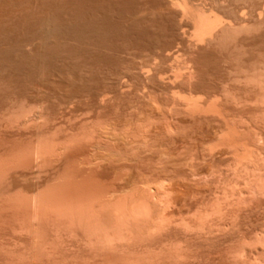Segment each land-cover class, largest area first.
<instances>
[{
	"label": "rangeland",
	"instance_id": "1",
	"mask_svg": "<svg viewBox=\"0 0 264 264\" xmlns=\"http://www.w3.org/2000/svg\"><path fill=\"white\" fill-rule=\"evenodd\" d=\"M10 1L0 0V264H264V185H262L264 182H259L261 185H256L260 188V191L258 189L257 193H254L253 188H249V190L246 188L247 186L251 187V184L242 180L239 182L240 178L237 180L232 179V181L236 180L239 183L238 187L234 186L233 189H230L232 191L228 190L231 182L229 168H224L227 169L224 170L223 163L219 164L227 157V151L221 153L222 149L225 150L224 147H217L221 152L217 151L218 149L213 152V154L217 152L219 154L216 158L217 154L214 155L216 161L222 160L218 161V167L221 171L219 172L218 168H214V170L212 168L215 175L212 174L221 179L223 174H227L224 171L229 172V175L223 176L227 182L229 181V186L223 189L224 193L231 192L232 195L227 194V197H232L231 201H234V204L231 201H228L229 204H227L228 202L224 200L227 199V197L224 198L226 194L223 196V200H219L221 198L218 197L220 195L219 191L223 195V190H216L218 187L215 190L218 191L219 195L215 196H217V199L219 198L218 201L221 203L217 200L213 202L216 197L210 195L209 191L212 193V186L216 183L212 184V174L208 173L210 166H207L209 160H205L206 158L204 161H208L205 162L207 167L204 166L203 162L202 168H198L201 173L204 172L201 178H196L198 181L200 179L199 186L192 183L191 188L183 187L176 189V192L174 190L170 192L169 198L172 199L170 200H175V204L173 203L174 208L171 207L172 202L169 201L170 205L166 204L168 198H165V200L156 195V198H159L157 202L158 198H154L155 194L153 195L155 191H151L152 194L149 192V196L146 193L148 191H144L143 193H146V196L143 194L145 196L143 197L142 192H140L141 189L136 187L137 190H135L132 185L134 181L141 183L146 178L144 176H148L147 172L143 176L141 174L146 169L152 171L153 169L149 170V168L156 167V165H159V167H156L159 172L161 170L165 171V173L163 171L164 174L161 173L162 171L159 174L156 173L158 177L173 180V175L178 174L175 172L177 169L179 172H186L189 169L187 165L183 167L187 169L186 171L185 169L180 171V167L175 169L177 164L174 160L182 153L188 154L190 151V154L197 155L202 150L201 147L206 149L205 152L208 153V144L213 142L215 145L216 135H218L216 129L218 123L215 127H213L214 123H210L211 130L207 123V125L202 123V126L197 124L196 126H200V129L194 128L195 124H191L189 125V127L191 126L190 129L187 127L191 133L188 134L187 132L186 134V130L184 134L187 136H181L180 133L181 138L178 134L174 136L173 133H169L170 135L167 136L166 133H163V131L170 130H166L163 126L168 128L170 122H173V114L176 111L180 112L178 110L183 103L181 102L183 100L180 101L181 96L184 100L198 99L199 101L200 99L203 102L208 100L205 96L208 94L210 97H208V101H213L216 97L218 98L222 88L231 96H240L249 101V98L253 99L255 91H251L250 88L249 92L244 86L246 91L239 84L242 82L241 78L251 77V75H253V78L254 75H256L255 78H258L261 73L264 74V71H262V69L264 70V0H220L222 4H219L220 1L216 0L218 6L215 0H172L173 2L171 0H108L109 2L106 0H53V3L51 0H13L12 3ZM168 2H172L173 7H170L171 3ZM115 3L117 4L115 5ZM173 4H175V7ZM24 5L28 6L25 7ZM106 7L108 8L106 9ZM181 7L183 9L187 7V10L184 9L187 11H185V16H182ZM64 8L70 10H64ZM260 8H262L263 14L260 13L261 17L260 14L257 15L261 11ZM35 11L37 13H34ZM59 11L61 14L62 12L65 14L61 15ZM24 12L29 13H26L27 18ZM66 13L71 15L74 13V16L69 14L66 16ZM75 14L81 15L76 16ZM49 17L57 20V24L65 20L66 24L64 22L62 24L71 25L72 23L70 29L74 31L71 30L73 31L72 34L67 32L68 35L65 36V40L60 38L58 42L57 38L54 39L55 41H51L52 38L49 40L51 43L44 42L46 45H42V47L41 43L43 44V42L36 40L41 36V32H45L44 28H42L43 30L40 29L39 19ZM199 17L208 22L217 20V23L220 21L221 23L227 22L228 19L232 20L233 17L236 19V21L234 20L236 26L240 24V27L249 25L247 28L248 30L250 28L249 34L246 33L247 29H244L245 31L242 30L238 33L240 34L238 37H233L234 40H229L230 44L227 41L228 44L224 43L223 45L222 43L221 46L223 47L216 48L209 45L201 47V49L199 45L196 44V47L194 44L198 32L202 28L196 23V19ZM69 19H71V23ZM238 20L241 22L239 23ZM259 21L260 23H258ZM251 27L254 30H251ZM38 29L42 31L39 33ZM243 32L244 35L246 34L245 36ZM196 33L198 34L196 35ZM38 35L40 36L38 37ZM31 36H33L32 39ZM227 45L230 46L226 47ZM156 52H159V56ZM167 53L172 56H167ZM190 74L193 76H190ZM176 75L181 77L178 78V83L173 78ZM185 76H188L187 80ZM236 79L241 80V82L239 80L235 81ZM180 81L182 83H179ZM211 95L215 97H211ZM246 96L249 98L247 99ZM173 97L177 99L175 100ZM170 99L172 102L168 101ZM243 99L242 101H244ZM173 100H175V104ZM246 102L245 105L248 104V101ZM161 103L162 105H160ZM252 104L250 102L247 105L251 109L249 110L250 113L245 112L248 108L247 110L245 108V111L242 106L239 108L247 114L246 118L248 120H251L249 116L256 119L263 114L262 106L259 108L258 105L259 110H257L255 105ZM177 105L179 108L176 107ZM238 107L240 106L238 105ZM233 108L238 110L237 106H232L230 114H233V112L236 114L239 111L235 112L232 110ZM165 109H171L170 112L175 110L172 112L173 114L171 113L173 116L171 114L169 116L170 112ZM240 112L241 110L238 113ZM255 114L256 116H254ZM236 115L233 116L236 117ZM241 116L243 117L241 121L246 120L243 114ZM238 117L236 118L239 119ZM158 118L160 119L158 120ZM147 119H150L149 126L147 125ZM185 120L187 121V119ZM186 121H182L183 127L185 124H189ZM248 122L251 125L252 121ZM254 123H256V120H253L252 125ZM213 128L216 129V134L213 132ZM193 133L195 136H193ZM187 137L189 138L187 139ZM141 141H143V144L140 143ZM151 141L156 143L154 144ZM150 143H153L154 146ZM211 144L210 146H212ZM186 145L189 148H185ZM150 148L151 150H149ZM161 148L162 151H160ZM196 148L198 149L196 150ZM132 151L135 155L136 151L140 153L136 155L139 159L134 157ZM150 151L153 153H151L152 155H150ZM145 156L147 159L144 158ZM140 160L144 161L140 164L137 162ZM147 160L151 162L152 166H149L150 163L148 164ZM143 163L146 164L145 168L142 167L144 166ZM263 163L258 169H263ZM138 164L142 166L140 167ZM119 166H122V169ZM134 166L136 167L134 168ZM137 166L142 169L140 170ZM206 168H209V170ZM263 170H258L261 173L256 174L257 171L256 176L264 175ZM199 171L198 173H200ZM151 173L147 178L150 176L152 178L156 177L155 172L152 174L153 176ZM209 174L211 175L209 176ZM137 175L140 177L139 180L138 178L135 180L138 177ZM142 177L144 178L141 179ZM228 177L229 179H227ZM259 177L262 178V175ZM132 178L134 179L133 182ZM225 178L223 179L224 182L226 181ZM202 179L204 183L201 184ZM204 180H207L209 188L206 185L204 186L206 184ZM213 180L217 181L215 177ZM194 181H196V184L198 183L197 180ZM219 182H222L219 185L220 187H225L223 181ZM242 182L246 184L244 185L246 187H243ZM210 183L212 185H208ZM234 184L236 183L233 182L232 185ZM108 185L110 189L113 187L112 190L109 189ZM204 188L205 193L203 192L205 191ZM210 188L212 189L210 190ZM245 188L246 190H244ZM192 189H196L195 192L197 193ZM186 193L189 199L186 198ZM243 194L245 195L244 198ZM252 194L254 195L252 196ZM178 195L179 197H177ZM190 195L192 196L190 197ZM201 196L204 197L200 198ZM209 196L214 197L211 202L219 203L220 207L223 205L222 208H224L225 214L229 207L233 209V212H238L236 216L229 209L236 217L232 214V216H228L230 212L227 213L228 215H224L227 217H223V209L221 213L218 208L222 215L221 219L219 218L220 215L218 217L220 221H216L213 218H216L217 215L213 211L212 214L216 217L212 215L213 218H209L215 220L211 223L219 222L221 225L217 223L218 226H216L215 223L212 226L210 223V226L208 221V224L204 223L210 226V228L207 227L211 230L206 228L205 224L203 227L200 225L199 228L200 230L206 228L203 231L209 233L213 231L210 236L202 230L198 233V226H193L195 217L192 216L194 214L193 209L198 206V203L203 202H200V200L205 199L206 201H204L207 204V201L211 200ZM239 196L240 199L243 198L241 200L244 203L238 200L237 197ZM136 197H141L143 201L147 198L146 202L153 203V209H151L153 211L156 209L158 212L155 217L156 212L153 213L151 210L154 215L150 212V216H153L149 217L151 219L150 223L152 219L155 222H152V225L149 223L145 229L154 230L153 226H157L158 215L163 214L162 217L165 218L171 213L172 208L171 216L173 217L171 218L169 215L167 217L173 219V222L168 221L169 226L166 223V228L163 226L165 229L162 228L163 230H159V232L155 231V233H152L153 235L150 232L145 233V229L143 232L139 230L142 233L136 231L139 236L142 234L141 238L136 237L138 235L132 231L137 230V228H133L131 224L123 221L129 219L130 215L129 217L125 216H128L127 214L131 211H129L130 207L139 203L138 200L141 198L136 199ZM132 199L134 201L130 202ZM178 199H181L182 202L180 201V203ZM123 200L128 203L125 207L123 206L125 205ZM211 202L207 204L209 207H212ZM230 202L233 205H230ZM149 203L147 204L149 205ZM182 203L186 207L182 206ZM205 203L200 204L204 211L206 207L208 208ZM239 203H242L243 206L241 205V207ZM235 204H237L238 209L241 207L243 210L240 208L241 211H238ZM225 206L229 207L225 208ZM122 207H124L123 210L129 207L128 210L126 208L128 213H125V216L122 215L124 219L120 216L121 213L116 210H114L116 212L114 214L115 222L106 216L108 209L114 208L120 211L119 208ZM202 208H198L196 211L200 210L201 212L203 211ZM135 209L138 210V206ZM162 210L163 213H161ZM164 210L167 213L165 215ZM138 211H132L131 215H135V213L138 215ZM133 212L135 213L133 214ZM116 215L121 218L119 217L118 220ZM174 216L179 221L185 222L188 220L185 225L189 224V228L193 229L194 232L197 229L198 232L196 231V233L198 235L193 231L192 233L191 229L187 230L188 226L185 227L187 229L184 232L190 231L191 237L188 232L182 233L183 230L181 231L178 228L180 223L173 224ZM131 218L135 219L136 217ZM163 219L161 220L160 216L161 223L160 220L157 223L163 225ZM170 223L171 225H178V229L174 226L173 228ZM226 223L228 226H226ZM117 224L122 225V229L125 228L123 224L130 225L129 228L133 230L130 231V229L128 232V227L125 230L129 235L131 232V236L128 237L125 231L115 226ZM222 224L224 225L222 226ZM150 225L152 228H149ZM114 226L118 230L116 232L119 233V230H121L125 236L122 237L123 234L121 233L115 234L113 230L116 228ZM214 226L218 228H214ZM110 227L115 229L110 230ZM152 230L150 231L153 232ZM112 231L114 234L111 233ZM148 233L151 236L146 237L145 234L148 235ZM194 237H196V240ZM134 238L135 240H133ZM227 246L232 248L229 249Z\"/></svg>",
	"mask_w": 264,
	"mask_h": 264
},
{
	"label": "bare ground",
	"instance_id": "2",
	"mask_svg": "<svg viewBox=\"0 0 264 264\" xmlns=\"http://www.w3.org/2000/svg\"><path fill=\"white\" fill-rule=\"evenodd\" d=\"M8 1H10V0H8ZM12 1L13 0H11L10 2L12 3ZM23 1V0H22ZM40 1V0H39ZM43 1V0H42ZM46 1V0H45ZM50 1V0H49ZM53 0H51V2H52ZM57 1V0H56ZM55 1V2H56ZM60 1V0H59ZM85 1V0H84ZM106 1H108V0H106ZM172 1V0H171ZM214 1V0H213ZM216 1V0H215ZM220 0H218V2H219ZM247 1V0H246ZM14 2V1H13ZM32 2V1H31ZM30 2V3H31ZM48 2V1H47ZM98 2V1H97ZM109 2V1H108ZM118 2V1H117ZM121 2V1H120ZM127 2V1H126ZM173 2V1H172ZM172 2H168V3H171L170 4V7H173L172 6ZM218 2L216 1L215 3H216V5L218 4ZM19 3V2H18ZM17 3V4H18ZM21 4H22V2H20ZM38 3V2H37ZM50 3V2H49ZM53 3V2H52ZM69 3V2H68ZM68 3H67V5H68ZM102 3H104V2H102ZM157 3V2H156ZM14 4V3H13ZM12 4V5H13ZM16 4V5H17ZM24 4V3H23ZM34 4V3H33ZM35 4H36V1H35ZM34 4V5H35ZM39 4V3H38ZM58 4H60V3H58ZM73 4V3H72ZM117 3H115V5H116ZM219 4H222L221 3V1L219 2ZM218 4V5H219ZM11 5V4H10ZM15 5V4H14ZM26 5V4H25ZM24 5V6H25ZM42 5H43V3H42ZM46 5V4H45ZM52 5V4H51ZM56 5H57V3H56ZM64 5V4H63ZM62 5V6H63ZM100 5V4H99ZM111 5V4H110ZM120 5V4H119ZM128 5V4H127ZM161 5V4H160ZM174 5V7H175V4H173ZM217 5V6H218ZM28 6V5H27ZM27 6H25V7H27ZM36 6V5H35ZM47 6V5H46ZM58 6V5H57ZM98 6V5H97ZM102 6H104V5H102ZM107 6H108V4H107ZM132 6V5H131ZM154 6V5H153ZM20 7V6H19ZM22 7V6H21ZM51 7V6H50ZM67 7V6H66ZM88 7H89V5H88ZM109 7V6H108ZM108 7H106V9L108 8ZM116 7V6H115ZM118 7V6H117ZM169 7V8H170ZM177 7V6H176ZM223 7V6H222ZM262 7V6H261ZM17 8H18V6H17ZM29 8V7H28ZM49 8V7H48ZM58 8V7H57ZM60 8V7H59ZM69 8H71V7H69ZM84 8V7H83ZM91 8V7H90ZM94 8H95V6H94ZM99 8H100V6H99ZM104 8V7H103ZM110 8H112L111 6H110ZM182 8V7H181ZM263 8H264V5H263ZM23 9V8H22ZM26 9V8H25ZM41 9V8H40ZM62 9V8H61ZM67 8H64V10H66ZM114 9V8H113ZM112 9V10H113ZM184 9H186L187 10V7L185 8L184 7ZM183 8L181 9V13L183 14H181L182 16H185L186 14H185V11L186 10H184ZM262 8H260V10H261ZM24 10V9H23ZM35 10V9H34ZM46 10V9H45ZM52 10H53V8H52ZM51 10V11H52ZM56 10V9H55ZM55 10H54V12H55ZM59 10V9H58ZM67 10H70V9H67ZM75 10V9H74ZM78 10V9H77ZM99 10V9H98ZM101 10V9H100ZM122 10V9H121ZM126 10V9H125ZM14 11H16L15 9H14ZM18 11V10H17ZM22 11V10H21ZM32 11V10H31ZM39 11V10H38ZM49 11V10H48ZM60 11H62V10H60ZM60 11H59V13H60ZM79 11V10H78ZM109 11V10H108ZM110 11H111V9H110ZM258 11H259V9H258ZM30 12V11H29ZM40 12V11H39ZM68 12V11H67ZM71 12V11H70ZM94 12V11H93ZM187 12V11H186ZM252 12V11H251ZM22 13V12H21ZM25 13V12H24ZM26 13H28V12H26ZM25 13V14H26ZM31 13V12H30ZM34 13H37L36 11L34 12ZM58 13V12H57ZM63 13L64 12H62V14L61 15H63ZM78 13V12H77ZM80 13V12H79ZM110 13V12H109ZM112 13H113V11H112ZM119 13V12H118ZM123 13V12H122ZM250 13V12H249ZM262 14V10L257 14V15H259V14ZM23 14V13H22ZM21 14V15H22ZM29 14V13H28ZM47 14H48V12H47ZM54 14V13H53ZM65 14V13H64ZM67 14H69L70 16H74V13L71 15L70 13H66V16H68ZM82 14V13H81ZM81 14H77V15H81ZM93 14V13H92ZM95 14V13H94ZM251 14V13H250ZM259 15L260 17L263 15ZM20 15V14H19ZM24 15V14H23ZM35 15V14H34ZM51 15V14H50ZM59 15V14H58ZM76 15V14H75ZM76 15V16H77ZM16 16V15H15ZM30 16V15H29ZM33 16V15H32ZM38 16V15H37ZM42 16V15H41ZM45 16V15H44ZM47 16V15H46ZM55 16V15H54ZM75 16V17H76ZM83 16V15H82ZM233 16V15H232ZM13 17V16H12ZM19 17V16H18ZM35 17H36V15H35ZM74 17V18H75ZM167 17V16H166ZM252 17V16H251ZM21 18V17H20ZM22 18H23V16H22ZM26 18H27V14H26ZM33 18H34V16H33ZM50 18H51V20H50ZM53 17H49V18H44V19H39L40 20V22H39V20H38V18H37V20H38V22H39V25L41 26V28L40 29H42V28H44L45 29V32L43 33V32H41L42 30H40V29H38L39 31V33L41 34V36L40 35H38V39H36L37 41L39 40V41H41V42H43V44L41 43V46L43 45H46V43L44 44V42H48V43H51V41H55L54 39H57L58 38V42H59V40H60V38H66L65 36H67L68 35V33L67 32H69V34L71 33L72 34V32L74 31L73 29H70V27L73 25L71 22V19H69V22L71 23V25L70 24H67V25H64V24H62L63 22L65 23L66 22V20L65 21H61V19H60V21H61V23L60 22H58L59 24H57V20H55V19H52ZM58 18V17H57ZM59 18H61L60 17V15H59ZM58 18V19H59ZM86 18V17H85ZM111 18V17H110ZM6 19V18H5ZM63 19V18H62ZM65 19H68V18H65ZM72 19H73V17H72ZM75 19H78V18H75ZM80 19V18H79ZM137 19V18H136ZM227 19H228V17H227ZM227 19H226V21H227ZM12 20V19H11ZM11 20H9V21H11ZM16 20H18V19H16ZM20 20V19H19ZM111 20V19H110ZM236 21V19L235 18H233L232 17V20H230V19H228V21L227 22H222L221 23V21L219 22V23H217L216 21H211V22H208V21H205L204 19H202L201 17H199V18H197L196 19V23H197V25H199V26H202V28L200 29V31L198 32V33H196V35L198 34V36H197V39H196V42L194 43L195 45L197 44V45H199L200 46V48L201 47H204V46H209V45H211V46H215L216 48H218V47H223V46H221L222 45V43H223V45H224V43L225 44H228L229 43V40L231 41V39H233V37L234 38H236L235 36H237L238 37V35H240V34H238V33H240V31H242V30H246L248 27H249V25H245V26H241L240 27V25L239 26H236V24H234L235 23V21ZM73 21H75V20H73ZM239 21V20H238ZM246 21V20H245ZM262 21H263V19H262ZM5 22V21H4ZM12 22V21H11ZM21 22V21H20ZM31 22V21H30ZM37 22V23H38ZM68 21H67V23H69ZM93 22V21H92ZM241 21H239V23H240ZM247 22V21H246ZM9 23V22H8ZM22 23V22H21ZM20 23V24H21ZM32 23V22H31ZM37 23H35V24H37ZM73 23H75V22H73ZM94 23V22H93ZM111 23V22H110ZM243 23V22H242ZM258 23H260V21L258 22ZM262 23V22H261ZM0 24H1V22H0ZM13 24V23H12ZM24 24H26V23H24ZM66 24V23H65ZM195 24V23H194ZM32 25H33V23H32ZM237 25H238V23H237ZM260 25V24H259ZM6 26V25H5ZM9 26V25H8ZM10 26H12V25H10ZM16 26V25H15ZM23 26H25V25H23ZM76 26V25H75ZM251 26H252V24H251ZM29 27H30V25H29ZM81 27V26H80ZM253 27V26H252ZM251 27V28H252ZM31 28V27H30ZM76 28V27H75ZM24 29V28H23ZM27 29V28H26ZM33 29H35V28H33ZM70 29V31H68ZM77 29V28H76ZM81 29H82V27H81ZM9 30V29H8ZM36 30H37V28H36ZM71 30H73V31H71ZM80 30V29H79ZM244 30V31H245ZM249 30H250V28H249ZM249 30L247 29L246 30V33L247 34H249L248 32H249ZM251 30H254L253 28L251 29ZM3 31V30H2ZM7 31V30H6ZM26 31V30H25ZM81 31V30H80ZM77 32V31H76ZM31 33V32H30ZM35 33V32H34ZM37 33V32H36ZM242 33V32H241ZM250 33H251V31H250ZM27 34V33H26ZM33 34V33H32ZM74 34V33H73ZM237 34V35H236ZM35 35V34H34ZM195 35V34H194ZM243 35H244V32H243ZM246 35V34H245ZM244 35V36H245ZM25 37V36H24ZM32 37L33 36H31V39H32ZM36 37V36H35ZM69 37V36H68ZM190 37V36H189ZM189 37H188V39H189ZM192 37V36H191ZM195 37V36H194ZM240 37V36H239ZM5 38H7V37H5ZM16 38V37H15ZM53 38V39H52ZM17 39V38H16ZM25 39V38H24ZM52 39V40H51ZM68 39V38H67ZM187 39V40H188ZM193 39V38H192ZM192 39H190V40H192ZM239 39V38H238ZM237 39V40H238ZM27 40V39H26ZM25 40V41H26ZM49 40H51V41H49ZM65 40V39H64ZM195 40V39H194ZM234 40V39H233ZM30 41V40H29ZM228 41V43H226ZM241 41V40H240ZM243 41V40H242ZM36 42V41H35ZM61 42V41H60ZM194 42V41H193ZM236 42V41H235ZM234 42V43H235ZM26 43V42H25ZM47 43V44H48ZM54 43V42H53ZM40 44V43H39ZM194 44H193V46H194ZM230 44V43H229ZM231 44H233V43H231ZM18 45H20V44H18ZM21 45H22V43H21ZM197 45H196V47H197ZM234 45V44H233ZM42 46V47H43ZM193 46H192V48H193ZM230 46V45H229ZM228 45L226 46V47H229ZM191 47V46H190ZM195 47V46H194ZM9 48V47H8ZM8 48H7V50H8ZM40 48V47H39ZM38 48V49H39ZM160 48V47H159ZM199 48V49H200ZM214 48V47H213ZM5 49V48H4ZM13 49V48H12ZM11 49V50H12ZM42 49V48H41ZM195 49V48H194ZM202 49V48H201ZM206 49V48H205ZM215 49V48H214ZM225 49V48H224ZM3 50V49H2ZM40 50V49H39ZM196 50V49H195ZM204 50V49H203ZM221 50V49H220ZM222 50H223V48H222ZM221 50V51H222ZM13 51V50H12ZM162 51V50H161ZM226 51H228L227 49H226ZM8 52V51H7ZM164 52V51H163ZM199 52H201V50H199ZM157 53V52H156ZM159 53V52H158ZM157 53V54H158ZM3 54V53H2ZM9 54V53H8ZM12 54V53H11ZM168 54V53H167ZM173 54V53H172ZM3 55H5V54H3ZM7 55V54H6ZM155 55V54H154ZM164 55V54H163ZM166 55V54H165ZM171 55V54H170ZM169 54L167 55V56H170ZM174 55V54H173ZM158 56H159V54H158ZM157 56V57H158ZM172 56V55H171ZM3 57V56H2ZM29 57V56H28ZM31 57V56H30ZM150 57V56H149ZM155 57V56H154ZM174 57V56H173ZM173 59V58H172ZM3 60V59H2ZM6 60H7V58H6ZM144 60V59H143ZM142 60V61H143ZM138 64V63H137ZM147 67V66H146ZM145 68V67H144ZM150 68V67H149ZM142 69H143V67H142ZM143 70H145V69H143ZM142 70V71H143ZM146 70H148V69H146ZM150 70V69H149ZM154 70V69H153ZM262 71H264L263 69H262ZM261 71V72H262ZM153 72V71H152ZM260 72V71H259ZM64 73H65V71H64ZM69 73V72H68ZM143 73V72H142ZM157 73V72H156ZM264 73V72H263ZM145 74V73H144ZM192 74H194V73H192ZM192 74H190V76L192 75ZM178 75V74H177ZM175 76V77H173V78H177L176 80L174 79V81H177V83H178V78L180 79L181 77V74H180V76L178 77V76ZM186 75V74H185ZM189 75V74H188ZM260 75V74H259ZM258 75V76H259ZM264 74H262L261 73V75L258 77V78H255V76L256 75H254V78H253V75H251V77H247V78H244V79H242L241 78V80H242V82H241V80H239V79H236L235 81H237V80H239L240 82H241V84H239L241 87L243 86V89L244 90H246V88L248 89V91L250 90V88H251V91L252 90H254L255 91V93L254 92H251V93H254V96H253V99H251V98H249V97H247V99L249 98L250 99V101L249 100H246V99H243V97L241 98L240 96V98L239 97H234V95H230V93H226V91H223L222 90V88L220 89V91L221 92H219V94H218V98L216 97L213 101H208L209 100V95L207 94V95H205L206 97H207V99L208 100H206V101H203V102H201V100L199 99V101H198V99L197 100H194V99H189V100H184L183 99V97L181 96V98L182 99H180V101L181 100H183V101H181V102H183L182 103V105H181V108L178 110V111H180V112H175L174 114L172 113V112H174V111H172V112H170V110H166V111H169L170 113H169V116H170V114L173 116L172 118H174V119H172L173 120V122H170V124L168 125L169 127L167 128V127H164L163 126V128H165L166 130L167 129H170V130H167L166 132H164L163 131V133H166L167 134V136H169L170 134L169 133H173L174 134V136L175 135H177L178 134V136L180 137V133H181V136L182 135H186L187 134V132H188V134L189 133H191L189 130H188V128L187 127H189V125H191V124H195L194 125V128L196 127V128H199L200 126H196L197 124L198 125H201L202 123H207V124H209V125H207V126H209L210 127V123L211 124H213L214 126L213 127H215V125H216V123H218L217 124V133H218V135H216V143H215V145L213 144V142H212V140H211V142H212V144L211 143H209L208 145L206 144V146H208V148H207V151H208V153H206L205 152V150L206 149H203L202 147H201V149L202 150H200L198 153H197V155L196 154H190V151H189V153L188 154H186V153H182L177 159H175L174 160V162L177 164V167L175 168V169H177V168H179L180 167V171H181V169L183 170V169H185V168H183V167H185L184 165H187V167H189V169H188V171H186L187 169H185V171L186 172H179L178 171V169L175 171L176 173H178V174H172L174 177H173V180L172 179H170V178H165L164 176H166V175H164L163 177L164 178H160V177H158V175L157 174H159L161 171V173H163V171L164 170H161L160 172L156 169V167H159V165L157 166L156 165V167H154V166H152L151 165V159H150V157H149V159H150V161L148 162V160H147V163L149 164V166H152L151 168H149V170L150 169H153V170H156V171H154L155 172V178H152L151 176L149 177V178H147L148 176H149V174H150V172H152L151 173V175L154 173L153 172V170L152 171H147V169L141 174V176H143V175H145L146 174V172H147V174H148V176L146 175V176H144V177H146V178H144V177H142L141 179H143L142 181H141V183H137V182H135L134 181V184H132L133 185V189L135 188V190H137L136 189V187H138L139 189H141L140 190V192H142V196H143V192L145 191H148V192H146L147 193V196H149V194L151 193L152 194V192H154L153 193V195L155 194V197L154 198H156V195L158 196V197H161V199L162 198H168L167 199V202H166V204L168 205H170V203L172 204L171 205V207H173L174 206V199H173V201H171L172 199L171 198H169L170 197V192H172L173 190L175 191L176 189H180V188H183V187H190V186H193V184L195 183V185H198L199 186V184H200V179H199V181H198V179H196L197 177L199 178H201V175H202V173H204V172H200L199 170L200 169H198L199 167L200 168H202V166H203V162H204V164H205V162L207 163L208 161H204V159L205 160H209V164L207 163V166L209 165L210 167V170H209V168H206V169H208L209 170V172L208 173H215V171H213L214 170V168L216 169V168H218L219 169V172L221 171L220 170V168L218 167L219 166V164L221 165L222 163H223V169L224 168H229V170L228 171H230V176L229 177H231V182H230V186H229V181L227 182V180H226V175H229V172L228 171H224V172H227V174L225 175V174H223V176H225L224 178H225V182H224V178H223V176H221L222 178V180L220 179V177H218L217 178V176H214L213 174H212V177H211V179L213 178L214 179V177L217 179V181L215 180H213L212 179V184L214 185L215 183V185L214 186H212L213 187V189L212 188H210V190L212 189V193H211V191H209L210 192V195L212 194V195H219V193H220V195H221V192L219 191V193H218V191H216V190H223V192H222V194L223 195H217L219 198V200H223L224 198H226L228 195H230L231 194V192L230 191H232V190H230L231 188L233 189V187L234 186H237L239 183L238 182H236V180L237 179H239L240 178V180H238L239 182H241V180L244 182H246V183H248V184H251L250 186L251 187H249V186H244V185H246L245 183L243 184V182H242V184H243V187H246V188H248V190H249V188H253L254 190H253V192L254 193H257V190L259 189V191H260V188H258L256 185L258 184H260L261 185V183H263L264 182V175L263 174H260V175H257L256 176V174H258V173H261V172H259L260 170H263L264 169V166H262V168L263 169H258V168H260V166H261V164L263 163V161H264V76H263ZM193 76V75H192ZM261 76H263V77H261ZM162 77V76H161ZM186 77V76H185ZM184 77V78H185ZM188 77V76H187ZM187 77H186V80H187ZM158 78V77H157ZM158 79H160V78H158ZM192 79V78H191ZM181 80H183V79H181ZM186 80H184L185 82H186ZM159 81V80H158ZM160 81H162L161 79H160ZM163 82V81H162ZM161 82V83H162ZM176 83V82H175ZM176 83V84H177ZM179 83H182V81H180ZM184 83V82H183ZM186 83H188V82H186ZM163 84H164V82H163ZM166 84V83H165ZM183 85V84H182ZM178 86H179V84H178ZM244 86H246V88L244 87ZM249 87V88H248ZM206 88V87H205ZM224 89V88H223ZM211 90V89H210ZM225 90V89H224ZM247 91V90H246ZM250 92V91H249ZM161 93V92H160ZM179 94V93H178ZM247 94V93H246ZM217 95V94H216ZM230 95V96H229ZM214 96V95H213ZM212 95H211V97H213ZM176 97V96H175ZM178 97V96H177ZM209 97V98H208ZM215 97V96H214ZM230 97V98H229ZM161 98V97H160ZM172 98V97H171ZM174 98V97H173ZM233 98V99H232ZM236 98H238V99H236ZM163 99V98H162ZM165 99H167V98H165ZM175 99V98H174ZM177 99V98H176ZM175 99V100H176ZM179 99V98H178ZM188 99V98H187ZM242 99L244 100V101H242ZM164 100V99H163ZM175 100H173V102L175 101ZM238 100H241V101H238ZM167 101V100H166ZM169 102L171 101L172 102V100L170 99V100H168ZM178 101V100H177ZM246 101H248V104L250 103V102H252L253 104L252 105H255V108L257 109V110H259L258 109V105H259V108H261V106H262V115H260V117L258 116V114H257V118L256 119H252V117L251 116H249V119L251 118V120H248L247 118H246V116H247V112H249V110H251L250 108H248V104H244V103H247ZM159 102V101H158ZM165 102V101H164ZM163 102V103H164ZM179 102V101H178ZM154 103H155V101H154ZM177 103V102H176ZM174 104H175V102H174ZM240 104H242V105H240ZM244 104V105H243ZM157 105H158V103H157ZM160 105H162V103L160 104ZM164 105V104H163ZM238 105L240 106V107H238ZM166 106V105H165ZM169 106V105H168ZM173 106V105H172ZM175 106V105H174ZM173 106V107H174ZM232 106H234V107H236L237 106V108H238V110L240 111L241 110V112L240 113H242V112H244L245 111V108H246V110H247V108H248V110L247 111H245L244 113H242L243 114V116H244V119L246 118V120H244V121H241V119H243V117L241 116L242 114H240V113H238L239 111L238 110H235L236 108H233L232 110H234L235 112H237L236 114L239 116L240 115V117H238L236 114H234V112H233V114H230V111H231V109L230 108H232ZM241 106H242V108H243V110L244 111H242V109H239V108H241ZM243 106H245V107H243ZM247 106V107H246ZM162 107V106H161ZM161 107H159V108H161ZM176 107H178V105L176 106ZM175 107V108H176ZM163 108H164V106H163ZM179 108V107H178ZM169 109V108H168ZM173 110V109H172ZM176 110H177V108H176ZM164 112V111H163ZM232 112V111H231ZM161 113V112H160ZM177 113V114H176ZM250 113V112H249ZM248 113V114H249ZM163 114V113H162ZM168 114V113H167ZM166 114V115H167ZM245 114V115H244ZM161 115V114H160ZM233 115H236V117H238L239 119H237L235 116H233ZM162 116V115H161ZM182 116V117H181ZM254 116H256V114L254 115ZM162 117H164V116H162ZM167 117H168V115H167ZM180 117V119L178 120V118ZM169 118H171V117H169ZM169 118H167V119H169ZM184 119V120H181V119ZM160 118H158V120H159ZM163 119V118H162ZM165 119V118H164ZM166 119V120H167ZM185 119H187V121L189 122V124L187 123V125L185 124V126H186V129L184 130V127L182 126V121H186ZM148 120V119H147ZM171 120V119H170ZM253 120H256V123H254L253 125H252V122H253ZM149 121H150V119L148 120V122H147V125L149 124ZM161 121H163V120H161ZM186 121V122H187ZM248 121H252L250 124L251 125H249L248 123ZM185 122V123H186ZM150 125V124H149ZM148 125V126H149ZM163 125V124H162ZM184 125V124H183ZM147 126V127H148ZM193 126V125H192ZM202 126V125H201ZM219 126V127H218ZM191 127V126H190ZM190 127H189V129H190ZM152 128V127H151ZM158 128V127H157ZM162 128V127H161ZM162 128V129H163ZM153 129H154V127H153ZM159 129V128H158ZM200 129V128H199ZM212 128L210 127V130H211ZM214 129V133H215V128H213ZM155 130V129H154ZM153 130V131H154ZM164 130V129H163ZM187 130V131H186ZM205 130V129H204ZM156 131V130H155ZM158 131V130H157ZM172 131V132H171ZM184 131H186V134H184L185 132ZM206 131V130H205ZM162 132V131H161ZM198 132V131H197ZM206 132H209V131H206ZM212 132V131H211ZM169 134V135H168ZM197 134V133H196ZM200 134V133H199ZM216 134V133H215ZM198 135V134H197ZM172 136V135H171ZM170 136V137H171ZM173 136V137H174ZM178 136H177V138H178ZM187 136V135H186ZM189 136V135H188ZM191 136H192V134H191ZM191 136H189V137H191ZM193 136H195L194 135V133H193ZM145 137V136H144ZM161 137V136H160ZM189 137H187V139L189 138ZM142 139H143V137H141ZM169 138V137H168ZM172 138V137H171ZM181 138V137H180ZM184 138H185V136H184ZM192 138V137H191ZM145 139V138H144ZM170 139V138H169ZM179 139V138H178ZM183 139V138H182ZM193 139V138H192ZM146 140V139H145ZM172 140V139H171ZM174 140H176L177 141V139H175L174 138ZM191 140V139H190ZM194 140V139H193ZM207 140V139H206ZM205 140V141H206ZM140 141V140H139ZM173 141V140H172ZM182 141V140H181ZM181 141L179 142L180 144H181ZM183 141H184V139H183ZM189 141V140H188ZM143 141H141L140 143H142ZM145 142V141H144ZM151 142H153V141H151ZM171 142V141H170ZM191 142L193 143V141L191 140ZM196 142V141H195ZM137 143V142H136ZM154 144L156 143V142H153ZM153 143H150L151 145H153ZM158 143V142H157ZM139 144V143H138ZM138 144H136V145H138ZM143 144V143H142ZM188 144H191V143H188ZM196 144V143H195ZM200 144V143H199ZM210 144L212 145V146H210ZM159 145V144H158ZM141 147L143 146V145H140ZM145 146V145H144ZM147 146V145H146ZM154 146V145H153ZM219 146H221V147H224L225 148V150L224 149H222V152L221 151H219ZM136 147H138V146H136ZM148 147V146H147ZM150 147H152V146H150ZM158 147V146H157ZM160 147V146H159ZM187 147V145L185 146V148ZM218 147V148H217ZM184 148V147H183ZM187 148H189V147H187ZM165 149V148H164ZM173 149V148H172ZM198 148H196V150H197ZM218 149V150H217ZM137 150V149H136ZM144 150V149H143ZM149 150H151V148L149 149ZM156 150V149H155ZM194 150V149H193ZM195 150V151H196ZM219 151V152H221V153H224V152H228V153H226L227 154V157H223L224 159H223V161H221L222 159L221 158H218V159H221L219 162L218 161H216L215 159H214V155H216L215 156V158L216 157H218V152L215 154H213V152H215V151ZM137 151H139V150H137ZM136 151V155H137V153L138 154H140L139 152H137ZM141 151V150H140ZM146 151V150H145ZM158 151V150H157ZM160 151H162V148H161V150ZM159 151V152H160ZM184 151V150H183ZM155 152V151H154ZM177 152H179V151H177ZM185 152V151H184ZM197 152V151H196ZM132 153H133V151H132ZM152 152L150 151V155H152L151 154ZM166 153V152H165ZM193 153H194V151H193ZM125 154V153H124ZM144 154H146V153H144ZM158 154V153H157ZM161 154V153H160ZM160 154H159V156H160ZM122 155H123V153H122ZM133 155H135L134 153H133ZM134 156V157H136V158H138L139 159V157H137V156ZM225 155V154H224ZM124 157H126L125 155H123ZM122 156V157H123ZM141 156V155H140ZM147 156V155H146ZM146 156L144 157V158H146ZM155 156V155H154ZM157 156V155H156ZM155 156V157H156ZM136 158H134L135 160H138V159H136ZM141 158H142V156H141ZM161 158H163V157H161ZM166 158V157H165ZM208 158V159H207ZM147 159V158H146ZM153 159V158H152ZM156 159V158H155ZM135 160H133V161H135ZM157 160V159H156ZM162 160V159H161ZM166 160V159H165ZM142 161H144V160H140V161H137V162H139L140 164H141V162ZM163 161V160H162ZM167 161V160H166ZM136 162V161H135ZM145 162H146V160H145ZM154 162V161H153ZM219 163V164H218ZM140 164H138V166H142V165H140ZM147 164V165H148ZM202 164V165H201ZM225 164H226V166H225ZM123 165H125V164H123ZM122 165V166H123ZM143 165H144V163H143ZM146 165V164H145ZM142 166V167H146V166ZM155 165V164H154ZM161 165H162V162H161ZM180 165V166H179ZM263 165H264V163H263ZM122 166H119V167H121V169H122ZM137 166V167H138ZM205 167H207L206 166V164L204 165ZM62 167V166H61ZM136 166H134V168H135ZM140 167H138V168H140ZM148 167V166H147ZM182 167V168H181ZM205 167H204V169H205ZM143 168V169H144ZM155 168V169H154ZM163 168V167H162ZM212 168H213V170H212ZM119 169V168H118ZM120 169V170H121ZM124 170H125V168H123ZM127 169V168H126ZM137 169V168H136ZM142 168H140V170H141ZM198 169V170H197ZM218 169H217V172H218ZM227 169H224V170H227ZM138 170V169H137ZM202 170V169H201ZM259 170V171H258ZM117 171V170H116ZM122 171V170H121ZM171 171V170H170ZM178 171V172H177ZM198 171L200 172V173H198ZM203 171V170H202ZM258 171V172H257ZM264 171V170H263ZM120 172V171H119ZM149 172V173H148ZM257 172V173H256ZM116 173V172H115ZM141 173V172H140ZM164 173H165V171H164ZM163 173V174H164ZM167 173V172H166ZM256 173V174H255ZM121 174V173H120ZM120 174H119V176H120ZM211 174H209V176L211 175ZM118 175V174H117ZM168 175V174H167ZM217 175V174H216ZM262 175V178H263V180H262V178L261 177H259V176H261ZM138 176V175H137ZM153 176V175H152ZM176 176V177H175ZM218 176H219V174H218ZM194 177H195V179H194ZM229 177L227 178V179H229ZM241 177H243V179H241ZM137 178H138V180L140 179V177L138 176V177H136V179L135 180H137ZM203 178V177H202ZM208 178H210V177H208ZM203 179H206V178H203ZM203 179L201 180V184L202 183H204L203 182ZM220 179V180H219ZM232 179H236V180H233L232 181ZM133 178H132V182H133ZM194 180H197V184H196V181H194ZM208 180V179H207ZM207 180L205 181L206 182V184H204V186L206 185L207 186ZM210 180V179H209ZM211 181V180H210ZM209 181V182H210ZM219 181H223V183L224 184H226V185H224L223 184V186H225V187H220L219 185H221L222 184V182L220 183ZM263 181V182H262ZM208 182V183H209ZM215 182V183H214ZM219 182V184H217ZM233 182L234 183H236V184H234V185H232L233 184ZM259 182H261V183H259ZM193 183V184H192ZM191 184V185H190ZM211 183L210 184H208V185H212ZM228 184V185H227ZM242 184H241V186H242ZM253 184L255 185L254 187L256 188V192H255V188L253 187ZM218 185V186H217ZM231 185H232V187H231ZM262 185H264V184H262ZM109 186V185H108ZM120 186V185H119ZM129 186V185H128ZM197 186V187H198ZM229 186V187H228ZM124 187V186H123ZM127 187V186H126ZM179 187V188H178ZM203 187V186H202ZM218 187V188H217ZM220 187V188H219ZM226 187H228L227 189L228 190H230V191H227V189H226V191H227V193H224L225 191H224V189L223 188H226ZM238 187V186H237ZM236 187V188H237ZM113 188V187H112ZM112 188L110 189V186H109V189L110 190H112ZM125 188V187H124ZM124 188H123V190H124ZM131 188V187H130ZM191 188V187H190ZM200 188V187H199ZM207 188H209L208 186H207ZM206 188V189H207ZM217 188V189H216ZM235 188V189H236ZM242 188V187H241ZM246 188L244 189V190H246ZM115 189V188H114ZM113 189V190H114ZM120 189H121V187H120ZM125 189H127V188H125ZM216 189V190H215ZM238 189V188H237ZM239 189H240V186H239ZM150 190V191H149ZM184 190V189H183ZM187 190V189H186ZM192 190H194V189H192ZM196 190V189H195ZM195 190H194V192H195ZM199 190H201V189H199ZM203 190H205V188L203 189ZM202 190V191H203ZM214 190L217 192H215L214 193ZM115 191V190H114ZM152 191V192H151ZM177 191V190H176ZM175 191V192H176ZM188 191V190H187ZM186 191V192H187ZM202 191H200V192H202ZM259 191H258V193H259ZM110 192H112V191H110ZM150 192V193H149ZM161 192V193H160ZM179 192V191H178ZM191 192V191H190ZM204 193L206 192V190L205 191H203ZM228 192H230V193H228ZM109 193V192H108ZM145 193V194H146ZM149 193V194H148ZM188 193V192H187ZM187 193H186V195H187ZM195 193H197V192H195ZM208 193V192H207ZM214 193V194H213ZM144 194V195H145ZM175 194V193H174ZM179 194V193H178ZM225 194H226V196H225ZM228 194V195H227ZM260 194V193H259ZM153 195H151L152 197H153ZM172 195H173V193H172ZM176 195V194H175ZM181 195H182V191H181ZM180 195V196H181ZM208 195V194H207ZM232 195V194H231ZM240 195V194H239ZM244 195V194H243ZM254 194H252V196H253ZM258 195V194H257ZM141 196V197H142ZM146 196V195H145ZM145 196H143V197H145ZM192 195H190V197H191ZM217 196H215L216 198H215V200H214V197H210L209 196V199L211 198V200H209V202H211L212 200H214L213 202H216V200L218 201V199H217ZM223 196H225L224 198H223ZM141 197H136V199H138V198H141ZM151 197V199H153L154 200V198H152ZM157 197V198H158ZM177 197H179V195L177 196ZM182 197V196H181ZM185 197V196H184ZM204 197V196H203ZM202 196L200 197V198H203ZM205 197H206V195H205ZM236 197V196H235ZM235 197H234V199H235ZM245 197V195L243 196V198ZM156 198V199H157ZM187 199H189V197H188V195H187V197H186ZM193 198H194V196H193ZM192 198V199H193ZM199 198V199H200ZM223 198V199H222ZM229 198L230 197H227V199H224V200H226L227 202L228 201H231L232 199V197L230 198V200H229ZM237 198H239L238 200H240L241 202H243V200H241V199H243V198H241L240 199V196L239 197H237ZM249 198V197H248ZM134 199V198H133ZM132 199V201H130V202H133L134 200ZM146 199L147 198H145L144 200L145 201H143L142 200V198L140 199V200H138L139 201V203H138V201H137V205L136 204H133L131 207H130V209H129V207L127 208V210L129 209V213H128V211L126 210V208H125V210H123V208L125 207V206H127L128 205V203L126 202V201H124L125 202V205H123L124 207H122V208H119V210L120 211H118L117 209H114V208H110V209H108V214H107V212H106V216H108L110 219H111V221L112 220H114V214H116V212L114 211V210H116L117 212H120L121 214H120V216L124 219V217L123 216H125L127 213V215L128 216H125V217H129V215H130V217H129V219H130V221H128L129 219L127 218L126 220H123L124 222L126 221L128 224H131V226L133 227V228H137V230H135V231H132L133 229H131V228H129V226L128 225H125V224H123V227H125V228H123L122 229V225H115V226H118L119 228H121V230L122 231H125V234L127 233V235H128V237L129 236H131V232H130V235H129V230L130 231H132V232H135L136 233V231H138L139 232V230H141L142 232L144 231V229L146 228V226L150 223V218L149 217H153V216H150V212H151V210L153 209V203L152 204H150L149 202H146ZM150 199V200H151ZM155 199V200H156ZM171 199V200H170ZM183 199V198H182ZM131 200V199H130ZM166 200V199H165ZM179 200V202L181 201V199H178ZM185 200V199H184ZM183 200V201H184ZM198 200V199H197ZM205 199H203V200H200V202L201 201H203V202H201V203H205V201H204ZM237 200V199H236ZM142 201H143V203H142ZM159 201V198H158V200H157V202ZM169 201H170V203H169ZM186 201V200H185ZM239 201V202H240ZM135 202H136V200H135ZM157 202H156V205H157ZM182 202V201H181ZM180 202V203H181ZM191 202V201H190ZM195 202H196V200H195ZM209 202L207 201V204H209ZM213 202H211L212 204V207L210 206H208L206 203V206H208V208L209 209H211V210H209L207 207L205 208V206H204V208H205V211H204V209L202 208V205H200L199 203H198V206L195 208V209H193L194 211H192V212H194V214H192V216L193 217H195V219L194 218H192V219H194V225L193 226H198V230H199V232H198V230L196 229H194L195 230V232L193 231V229H191V228H189V224H187V225H185V223L188 221H179L178 220V218H176V216H178V215H176V216H174L175 218H174V223L173 224H177V222L178 223H180L179 225V227H178V225L177 226H175V225H171V223H170V225L173 227H178L179 228V230H183L182 231V233L184 232V231H186V229L187 230H189V229H191V232L193 231L195 234H197L196 233V231L198 232V233H200V232H202L203 231V229L204 228H201V230L199 229L201 226L203 227V225L206 223V224H208V221H209V224L208 225H210L211 226V222L212 221H215V220H210L209 218H213V216L214 217H216L215 215H217V217L216 218H213V219H216V221L218 220V221H220V219H221V213H222V209H223V213H224V208H222L223 207V205H221V207L219 206L220 204L219 203H213ZM218 202H220V201H218ZM231 202H233V204H234V201H231ZM230 202V205H233L232 203ZM147 203H149V205L147 204ZM174 203V204H173ZM188 203H189V201H188ZM197 203V202H196ZM221 203V202H220ZM244 203V202H243ZM127 204V205H126ZM176 204H178V203H176ZM189 204H191V203H189ZM227 204H229V202L227 203ZM240 204V203H239ZM238 204V205H239ZM136 205V206H135ZM148 205V206H147ZM152 207H151V206ZM154 205H155V203H154ZM237 204H235V207L237 208V206H236ZM243 206V204L241 203L240 204V206ZM138 206V210H136L135 208ZM182 206H184V207H186V205L185 204H183L182 203ZM241 206V207H242ZM133 207V208H132ZM148 207V208H147ZM149 207H150V210H149ZM155 207H157V206H155ZM189 207V206H188ZM187 207V208H188ZM192 207V206H191ZM203 209V211H201L200 212V210L199 211H196V209H201V208ZM229 207V206H228ZM228 207H226L225 206V208H228ZM232 207V206H231ZM241 207H239V209H238V211L240 210V208ZM245 207V206H244ZM243 207V208H244ZM152 208V209H151ZM174 208V207H173ZM172 208V209H173ZM216 208V209H215ZM221 210H219V209ZM235 208V209H236ZM246 208V207H245ZM244 208V209H245ZM113 211H112V210ZM165 209H166V207H165ZM171 209V210H172ZM175 209H177V208H175ZM208 209V210H207ZM230 207L226 210V212L228 213V212H230V210H232V212H233V209H230ZM170 210V212L172 213L173 211H171ZM183 210V209H182ZM181 210V211H182ZM191 210V209H190ZM189 210V211H190ZM207 210V211H206ZM229 210V211H228ZM241 210H243L242 208H241ZM240 210V211H241ZM246 210V209H245ZM99 211H101V210H99ZM98 211V212H99ZM124 213H123V212ZM126 211V212H125ZM132 211H138L139 212V214L137 215V213H135V212H133V214L135 213V215H131L132 214ZM149 211V212H148ZM153 211V210H152ZM166 210H164V215L165 214H167L166 212H165ZM176 211V210H175ZM186 211V210H185ZM214 211V212H213ZM221 213H220V212ZM103 212V211H102ZM154 212H156V215H155V217L157 216V211H156V209H155V211H153V213ZM209 212V213H208ZM212 212L215 214H212ZM242 212H244V211H242ZM101 213V212H100ZM104 213H105V211H104ZM126 213V214H125ZM152 212H151V214H153ZM161 213H163V210H162V212ZM169 213V212H168ZM171 213H169L168 215H169V217H173V216H171ZM175 213H178V212H175ZM211 213V214H210ZM218 213H220V214H218ZM223 214V217H227V216H224V215H228V214ZM233 213H235L236 214V216H237V214H238V212L236 213V211L235 212H233ZM233 213H231L230 212V214L228 215V216H232V215H234ZM103 214V213H102ZM179 214V213H178ZM232 214V215H231ZM243 214H245V212L243 213ZM247 214V213H246ZM123 215V216H122ZM149 215V216H148ZM154 215V214H153ZM163 215V214H162ZM162 215L160 214V215H158V219L156 220L157 222L160 220V216H161V220L164 218V216L162 217ZM167 215V216H168ZM173 215V214H172ZM184 215V214H183ZM207 215H208V217H207ZM211 215V216H210ZM213 215V216H212ZM219 215H220V217H219ZM117 216V215H116ZM116 216H115V219H116ZM119 215L117 216V219L119 220L121 217H120ZM138 216V217H137ZM167 216H165V218L163 219L164 221H167V222H162V224L163 225H161V224H159V223H157L156 222V224H157V226L155 225V227H157V228H155L154 226H153V228H154V230H152V229H150V230H152L153 232H151L150 230H147V229H145V233H147V232H150L151 234L152 233H155V231L156 232H159V230H163V229H165L166 228V223L168 224L169 222L168 221H171V222H173V219H171V218H169V217H167ZM190 217H191V214L189 215ZM235 216V215H234ZM235 216V217H236ZM120 217V218H119ZM131 217H133V218H135V219H132ZM183 217V216H182ZM209 219H207V218ZM220 219H219V218ZM222 217V218H223ZM113 218V219H112ZM149 218V220H147ZM167 218H169L168 220H165V219H167ZM211 218V219H212ZM230 218V217H229ZM187 219V218H186ZM131 220H132V222H131ZM134 220V221H133ZM154 219H152V221H151V223L152 222H155V221H153ZM161 220H160V223H161ZM190 220V219H189ZM226 220H227V218H226ZM232 220H234V219H232ZM176 221V222H175ZM192 221V220H191ZM207 221V222H206ZM113 222H115V220L113 221ZM123 222V223H124ZM130 222V223H129ZM183 222V223H182ZM190 222V221H189ZM205 222V223H204ZM121 223V222H120ZM150 223V224H151ZM190 223H193V222H190ZM195 223H197L196 225H195ZM211 223V224H210ZM216 222H214V224H215ZM217 223H219V222H217ZM216 223V224H217ZM230 224L232 223V221L231 222H229ZM153 224H155V223H153ZM183 224V225H182ZM205 224V226H206V228H210V226H208V225H206ZM214 224H212V226L214 225ZM220 224V223H219ZM225 224V223H224ZM224 224H222V226L224 225ZM227 224V223H226ZM234 224V223H233ZM232 224V225H233ZM152 225V224H151ZM151 225L149 226V228L151 227ZM159 225H160V227H159ZM185 225V226H184ZM201 225V226H200ZM221 225V224H220ZM114 226V227H115ZM165 228H164V227ZM168 226H169V224H168ZM170 226V227H171ZM184 228H183V227ZM186 226H188L186 229H185V227ZM190 226H192V224H190ZM204 226V227H205ZM208 226V227H207ZM216 226H218V224L216 225ZM216 226H214V228L216 227ZM226 226H228V224L226 225ZM225 226V227H226ZM112 228V229H115V228ZM126 227H128V232L125 230L126 229ZM170 227H167V228H170ZM173 227V228H174ZM183 229H182V228ZM148 228V227H147ZM148 228V229H149ZM152 228V227H151ZM163 228V229H162ZM175 228V230H177ZM205 228V229H206ZM208 228V229H209ZM216 228H218V227H216ZM111 229V227H110V230H112ZM158 229V230H157ZM185 229V230H184ZM204 229V230H205ZM207 229V230H208ZM213 229V228H212ZM121 230H119V233H121V234H123L122 235V237L123 236H125L124 235V232H122ZM178 230V231H179ZM209 230H211V229H209ZM214 230V229H213ZM218 230V229H217ZM114 231V233L116 234V233H118V232H116V231H118L117 230V228L115 229V230H113ZM113 231L111 232L112 234H114L113 233ZM121 231V232H120ZM138 232L136 233L137 235H138ZM142 232H139V233H142ZM188 233H189V236L191 235L190 233V231H187ZM187 232H184V233H187ZM192 232V233H193ZM203 232H205V231H203ZM213 232V231H212ZM212 232H210V233H212ZM118 233V234H119ZM205 233H208L209 235L208 236H210V233L207 231V232H205ZM204 233V234H205ZM136 234H134V235H136ZM201 234H203V233H201ZM133 235V237H135ZM142 235V234H141ZM140 235V236H141ZM150 234L148 233V235L147 234H145V236L146 237H148ZM153 235V234H152ZM198 235V234H197ZM211 235H213V234H211ZM139 235L138 236H136V237H140ZM151 236V235H150ZM189 236H187V237H189ZM201 236V235H200ZM203 236V235H202ZM201 236V237H202ZM205 236H206V234H205ZM132 237V238H133ZM135 237V238H136ZM191 237V236H190ZM131 238V239H132ZM135 238L133 239V240H135ZM141 238V237H140ZM195 238V240H196V237H194ZM199 238V237H198ZM197 238V239H198ZM190 239V238H189ZM192 239V238H191ZM194 240V239H193ZM229 249H231L232 247H230V246H227ZM227 248V249H228ZM227 251V250H226ZM229 251V250H228Z\"/></svg>",
	"mask_w": 264,
	"mask_h": 264
}]
</instances>
